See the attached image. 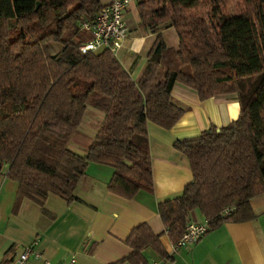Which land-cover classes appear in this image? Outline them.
Here are the masks:
<instances>
[{
    "label": "trees",
    "instance_id": "obj_1",
    "mask_svg": "<svg viewBox=\"0 0 264 264\" xmlns=\"http://www.w3.org/2000/svg\"><path fill=\"white\" fill-rule=\"evenodd\" d=\"M110 1L0 0V175L18 182L20 200L44 207L51 194L78 200L94 162L114 168L109 192L133 199L154 191L149 125L170 129L186 112L172 94L175 84L201 100L236 94L237 119L175 142L193 179L159 202L164 231L135 226L126 239L132 251L109 263L148 264L145 250L169 258L162 235L176 242L196 211L213 229L258 217L252 200L264 194V0H137L138 27L156 34L137 81L111 50H80L92 38L81 21ZM170 27L178 46L163 33ZM89 106L105 117L82 154L70 144Z\"/></svg>",
    "mask_w": 264,
    "mask_h": 264
},
{
    "label": "crops",
    "instance_id": "obj_2",
    "mask_svg": "<svg viewBox=\"0 0 264 264\" xmlns=\"http://www.w3.org/2000/svg\"><path fill=\"white\" fill-rule=\"evenodd\" d=\"M138 20L133 4L127 16L130 37L117 54L136 81L146 68L147 51L156 38V34L139 28ZM172 31L175 29L170 27L163 33L167 37ZM173 38L171 46H178V35ZM172 94L186 112L170 129L149 125L153 192L142 190L133 199L115 195L107 190L114 168L90 162L87 177L76 189L78 200L69 203L51 194L42 207L29 198L20 200L18 182L0 175V264H19L27 247H33L39 257L23 264H61L73 257L76 264H109L132 251L126 239L135 226L147 222L156 233L163 232L159 202L181 193L193 179L189 160L175 148V142L212 126H226L241 110L236 94L201 100L197 92L181 84H175ZM104 117L103 111L89 106L79 127L81 136L73 139L70 147L83 154ZM252 204L258 213L255 220L226 222L165 260L147 248L148 264L154 260H163V264H264V194L255 197ZM204 219L196 211L190 220ZM161 242L169 252L173 243L169 234L164 233ZM13 246L16 252L6 261L5 255Z\"/></svg>",
    "mask_w": 264,
    "mask_h": 264
},
{
    "label": "built area",
    "instance_id": "obj_3",
    "mask_svg": "<svg viewBox=\"0 0 264 264\" xmlns=\"http://www.w3.org/2000/svg\"><path fill=\"white\" fill-rule=\"evenodd\" d=\"M136 2L137 0H111L101 6L94 18L82 20L81 30L89 31L92 38L82 45L80 50L82 52H98L109 49L117 55L123 48L125 41L130 37L127 16ZM229 212V209L225 210V214H229ZM212 229V224L207 218L202 221L189 220L183 235L172 243L168 255L172 256L179 252L181 248L196 244ZM32 257H39V254L33 247H27L19 264H23ZM76 262L77 259L73 257L61 264H76ZM150 264H163V260H154Z\"/></svg>",
    "mask_w": 264,
    "mask_h": 264
},
{
    "label": "rangeland",
    "instance_id": "obj_4",
    "mask_svg": "<svg viewBox=\"0 0 264 264\" xmlns=\"http://www.w3.org/2000/svg\"><path fill=\"white\" fill-rule=\"evenodd\" d=\"M134 12H135V10H134ZM173 36H177V34L175 33V31H172L170 33L168 32V35H167L166 39H167V42L169 43V45H172V43H173V39H174ZM74 143H75V141H73L72 144H74Z\"/></svg>",
    "mask_w": 264,
    "mask_h": 264
},
{
    "label": "water",
    "instance_id": "obj_5",
    "mask_svg": "<svg viewBox=\"0 0 264 264\" xmlns=\"http://www.w3.org/2000/svg\"><path fill=\"white\" fill-rule=\"evenodd\" d=\"M40 6V2L38 3V7Z\"/></svg>",
    "mask_w": 264,
    "mask_h": 264
}]
</instances>
